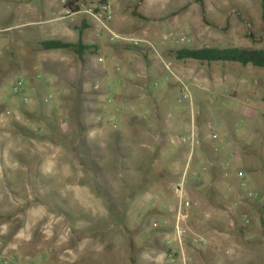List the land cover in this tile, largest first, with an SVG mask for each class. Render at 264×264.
<instances>
[{
  "label": "rangeland",
  "instance_id": "1",
  "mask_svg": "<svg viewBox=\"0 0 264 264\" xmlns=\"http://www.w3.org/2000/svg\"><path fill=\"white\" fill-rule=\"evenodd\" d=\"M67 1L0 0V264H195L182 254L197 249L203 264H264V68L170 54L264 50V0L77 1L108 4L109 27L139 47L97 39L87 15H65ZM80 30L99 48L84 66L39 46L76 42ZM17 79L25 91L15 96ZM80 79L88 96L76 118L67 100ZM192 129L254 148L246 159L222 151L215 171L180 144ZM182 200L191 210L179 243Z\"/></svg>",
  "mask_w": 264,
  "mask_h": 264
},
{
  "label": "trees",
  "instance_id": "2",
  "mask_svg": "<svg viewBox=\"0 0 264 264\" xmlns=\"http://www.w3.org/2000/svg\"><path fill=\"white\" fill-rule=\"evenodd\" d=\"M78 0H68L66 2L67 7H71ZM263 6V21H264V4ZM74 10H77L76 8ZM76 12V11H75ZM82 30L79 31V39L76 42H62V41H42L39 43L40 48L43 51H70L75 53L82 66L86 63L87 54H97L99 48L95 45H87L82 39ZM130 46V45H129ZM170 54L177 60H193L208 63H237L242 66L252 65L256 68H264V50L262 49H241V48H201V49H178L170 51ZM87 81V80H86ZM85 82V81H84ZM82 79L74 85L73 96L67 101L77 106V116L79 117L78 106L81 105V101H84L86 94L83 91ZM81 85V86H80ZM76 94V95H75ZM90 94V93H89ZM93 94H98L94 92ZM86 101V100H85ZM79 120V119H78ZM79 133L86 132L79 122ZM83 132V133H82ZM110 210L114 216H117L119 209L110 206ZM124 218V217H123Z\"/></svg>",
  "mask_w": 264,
  "mask_h": 264
},
{
  "label": "built area",
  "instance_id": "3",
  "mask_svg": "<svg viewBox=\"0 0 264 264\" xmlns=\"http://www.w3.org/2000/svg\"><path fill=\"white\" fill-rule=\"evenodd\" d=\"M77 10H74V9ZM76 11V12H75ZM65 15L68 17H74L79 14H85L87 15L94 23L95 28V37L97 39H101L103 37H106L107 40L112 44H121V45H130L133 47H139L144 42L141 40H137L134 38H130L126 35H122L119 33L114 32L108 25V21L111 18L112 9L108 4H102L98 7L91 8L86 7L85 4L81 2H75L71 7H66L64 11ZM146 47L149 49H154L153 45L150 43L145 42ZM155 50V49H154ZM105 69V67H104ZM165 69L167 71H172V65L170 63H165ZM173 73V72H172ZM173 78L179 83L180 85V95L183 101H188L190 98V94L188 91V87L185 83V79L182 77L175 75L173 73ZM25 82L23 79H17L12 87V93L16 95H22L25 91ZM25 102L27 99H24ZM218 137L217 135H212L211 139L216 140ZM181 144H189L190 145V156L191 159L196 147L200 145V139L197 138L194 130H192L190 137H183L180 138ZM205 170V169H204ZM239 178L243 177L242 173H239ZM242 186H245V183H242ZM246 199L247 200H253L259 197L258 192L254 191H248L246 193ZM190 210H191V204L188 201H181L176 209V215H175V231L179 240V243H182V238L184 236V229L182 227V223L186 221L190 217ZM250 222L248 220L244 221L245 225H248ZM169 259L172 258L171 254L168 256ZM184 260V256H183Z\"/></svg>",
  "mask_w": 264,
  "mask_h": 264
},
{
  "label": "crops",
  "instance_id": "4",
  "mask_svg": "<svg viewBox=\"0 0 264 264\" xmlns=\"http://www.w3.org/2000/svg\"><path fill=\"white\" fill-rule=\"evenodd\" d=\"M81 26L87 24V20H82L81 21ZM80 29V27L78 28ZM178 62H182L184 60H177ZM171 64V63H170ZM172 65V64H171ZM194 130V129H192ZM191 130V131H192ZM195 131V130H194ZM211 139H206V138H202L200 137V145L198 146L199 151L201 152V157L203 159H206L208 161H211L213 163H215V171H217L219 164L223 163V161H225L224 157H223V152L224 150L226 151H231V150H235L236 153H238L241 158L246 159L248 156V154H246L245 150L246 148L250 147V148H254V144H241V143H236L235 141L228 139L226 141H221L220 145H215L213 143L210 142ZM180 142V139H179ZM181 144V143H180ZM239 144V145H238ZM195 152V151H194ZM237 155V154H236ZM178 190H181L180 187H178ZM207 252L202 251L200 249H197L196 251H188V254L186 253V255L183 253L182 257L184 256V261H192L196 264H203L201 262H203V259H205L207 257ZM190 258H187L188 256ZM208 261L209 258L205 259L206 263H209Z\"/></svg>",
  "mask_w": 264,
  "mask_h": 264
}]
</instances>
